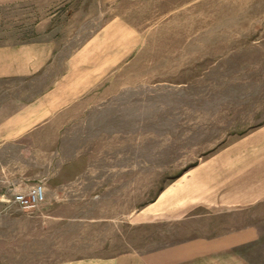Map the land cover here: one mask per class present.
I'll return each mask as SVG.
<instances>
[{
    "label": "crops",
    "instance_id": "crops-1",
    "mask_svg": "<svg viewBox=\"0 0 264 264\" xmlns=\"http://www.w3.org/2000/svg\"><path fill=\"white\" fill-rule=\"evenodd\" d=\"M45 7L43 0H0V264H249V248L264 244V122L167 184L131 217L127 244L113 234L110 241L104 194L94 214L75 191L114 190L119 174L131 172L120 166V143L151 140L150 104L129 100L149 43L121 15L78 41V22L51 20L58 13ZM91 158L97 165L87 167ZM86 172L101 177L69 180ZM36 184L44 186V203L18 209L13 193ZM88 232L95 242L87 246Z\"/></svg>",
    "mask_w": 264,
    "mask_h": 264
},
{
    "label": "rangeland",
    "instance_id": "rangeland-1",
    "mask_svg": "<svg viewBox=\"0 0 264 264\" xmlns=\"http://www.w3.org/2000/svg\"><path fill=\"white\" fill-rule=\"evenodd\" d=\"M44 1L46 13L51 17L58 13L51 20L78 22L72 31L78 41L112 16L121 15L139 28L149 43L146 68L140 71L141 84L136 86L135 99L129 100L137 108L150 104L146 132L150 128L151 140L120 143V166L131 172L119 174L114 190L93 187L75 191L89 199L87 208L94 214L95 198L104 194L105 216L114 221L105 223L110 225L109 239L113 234L118 244L125 245L133 231L131 217L155 200L167 184L231 139L264 122V0ZM32 19L29 14L22 20ZM32 32L33 36L40 34ZM140 133L142 125L136 126L137 136ZM110 160L111 156L103 158L104 165ZM86 165L97 162L91 158ZM103 176L111 183L110 174ZM99 177L101 174L86 172L69 180L95 183ZM262 224L264 228V221ZM93 232L86 233L89 238L81 243L87 241L88 246L95 242L90 237ZM72 239L74 245L78 239ZM246 256L249 264H264V244L259 252L249 248Z\"/></svg>",
    "mask_w": 264,
    "mask_h": 264
},
{
    "label": "built area",
    "instance_id": "built-area-1",
    "mask_svg": "<svg viewBox=\"0 0 264 264\" xmlns=\"http://www.w3.org/2000/svg\"><path fill=\"white\" fill-rule=\"evenodd\" d=\"M12 203L22 211L36 209L45 201L43 184L31 186L27 191L15 192L12 195Z\"/></svg>",
    "mask_w": 264,
    "mask_h": 264
}]
</instances>
